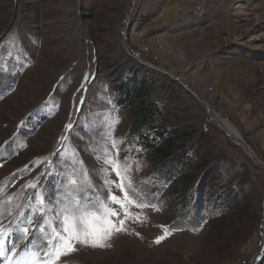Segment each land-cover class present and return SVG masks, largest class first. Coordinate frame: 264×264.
I'll return each instance as SVG.
<instances>
[{
  "label": "rangeland",
  "instance_id": "rangeland-1",
  "mask_svg": "<svg viewBox=\"0 0 264 264\" xmlns=\"http://www.w3.org/2000/svg\"><path fill=\"white\" fill-rule=\"evenodd\" d=\"M258 22L262 28L254 32ZM126 53L181 80L214 110V120L195 96ZM3 81L0 156L14 148L0 162V184L13 181L0 190L5 255L13 244L4 227L49 169L57 179L47 181V195L54 184L60 189L58 212L94 196L79 228L96 233L53 255L54 264H264V0H0ZM125 85L148 86L144 106L121 103ZM152 103L156 120L137 122ZM219 117L250 150L225 134ZM174 129L180 133L174 150L195 143L194 163L169 181L158 175L142 136L161 147L168 135L161 131ZM223 177L232 181L229 190ZM198 179L210 181L212 198L237 208L205 214L193 227L177 225L178 201ZM121 181L131 185L134 200L151 206L129 209L134 219L113 232L112 223L120 227L111 216L118 206L108 194L122 196ZM34 202V224L45 210L55 227L63 219L53 205ZM20 247L15 264H44L53 253L18 255ZM13 262L0 255V264Z\"/></svg>",
  "mask_w": 264,
  "mask_h": 264
},
{
  "label": "trees",
  "instance_id": "trees-1",
  "mask_svg": "<svg viewBox=\"0 0 264 264\" xmlns=\"http://www.w3.org/2000/svg\"><path fill=\"white\" fill-rule=\"evenodd\" d=\"M4 81L0 83V90L4 88ZM148 86L147 85H141L140 87L135 88L133 90L129 86L125 85L122 87V90L120 89L121 95V103H127L130 104V106H133L134 108H139L144 106V101L146 96H148ZM159 109L158 106L154 103L150 105V107H147L139 113V115L136 118V121L142 124H146L148 122H154L156 120V117L159 115ZM161 136L168 134L166 136V142L161 147H156L157 143L151 142L150 140H145L142 136V140L144 141V146L146 148L152 149L154 152V156L157 161H155L154 165L156 166V169L158 171V175L160 177H165L169 181L172 180H179L182 176L181 174L184 173L185 169H187L190 164L194 163V158L191 160L190 155H192L195 147V143H191V145L182 147L181 149L174 150L173 144L177 140V138L180 137V133L177 132L175 129L173 131H161ZM158 138V137H157ZM8 146L11 147L9 144ZM7 146V147H8ZM13 148V147H12ZM7 152V153H6ZM6 154L4 151L2 152V155L0 156V162L4 163L8 159L5 158V155H12L14 153L13 149L6 150ZM5 154V155H4ZM217 174L219 175L218 166L215 164ZM178 169L177 173H174V169ZM168 171L171 172V174L168 173ZM223 181V185L226 187L227 190L230 189L232 181H227L226 177L221 178ZM231 180V179H230ZM210 183L209 180L203 181L201 179L195 180L192 185L188 188L190 191V196H187L183 199V202L181 200L178 201L179 208L177 209L178 213V220L177 225L180 226H191L197 225L202 220H205V214H207L209 217L213 215L212 211L216 212H222L226 213L227 211H230L232 209V206L235 205L234 202L227 203L226 200H222L219 198V195H217V198H212V194L209 193V191L206 190V186ZM13 184V181L8 179L3 181L0 184V190L1 188H7ZM60 186V185H58ZM235 186V185H234ZM228 187V188H227ZM54 191L53 189H51ZM187 191V190H185ZM214 197V196H213ZM219 198V199H218ZM181 204V205H180ZM36 206V203L34 202V199L32 198V195L28 196L26 198V201L24 202L23 206L20 208V210L13 216V218L9 221V223L4 227V230L7 232V243L8 244H16V246H20L19 252H25V254L28 255H36L41 254L43 250L47 246V242L52 240V230H49V225L46 222L47 219L44 216H41L39 220L35 223H39L41 219H43V228L44 231L41 232L39 230H36L34 232H31V235L29 237V240L27 243L25 242L23 238V232L22 229L25 226H28L26 224L25 218L31 217L34 212V208ZM235 205V210H236ZM35 212L33 214V217H35ZM15 218L16 222L12 225L11 228L8 227V225L13 221ZM19 227L21 231L16 232V228ZM30 227V226H28ZM54 228V227H53ZM19 237V238H18Z\"/></svg>",
  "mask_w": 264,
  "mask_h": 264
},
{
  "label": "snow or ice",
  "instance_id": "snow-or-ice-1",
  "mask_svg": "<svg viewBox=\"0 0 264 264\" xmlns=\"http://www.w3.org/2000/svg\"><path fill=\"white\" fill-rule=\"evenodd\" d=\"M87 80H88V76L85 75L84 81L87 82ZM71 127L72 126L69 125L70 130ZM117 151H119V149H117ZM116 176L118 178L121 176L120 169L116 170ZM53 179H57L56 174L55 173L50 174V170L46 169L44 172L41 173L39 177H37V182L31 185V187L34 190L32 193L33 199H35L38 203L44 202L49 205H53L50 211L55 215L63 217L60 223H58L55 227L56 236L54 238V241H49V243L53 248V253L48 254L46 256L44 264H54V261L52 260L53 255L58 259L62 253L66 255L69 251L74 250L73 249L74 243L87 244L88 243L87 237L89 235H92L95 238L96 235L95 232L89 233L86 228L82 230L79 228L80 222L82 221L85 213L89 210V208L92 207V200L94 199V196H86L83 202L79 200L75 202H70L66 204L63 207V209L58 212L55 205L58 203V196L60 193V189L57 188L56 185L54 184L53 185L54 195L51 197V199H49L47 195L48 193L47 181ZM105 183L108 184L109 187H111V184L109 182L106 181ZM41 186L43 189L42 191H41ZM116 186L120 189L123 195L116 196V195L108 194V198L111 200V203L113 205L118 206L117 210L111 212V216L116 219V222L120 225V227H117L116 223H112L111 221L110 223H112L113 232H120L125 230L123 227L125 224V220L134 219V217L130 215L129 209H142V208L150 207L151 205L141 203L138 200H134L130 193V189H131L130 184H125L123 181H121V183H119ZM81 191H83V189H81ZM121 209L123 210L122 212L123 218H121V212H120ZM15 222L16 220L14 218L13 221L8 225V227L11 228L12 225L15 224ZM23 222H26L28 226H32L31 229L32 232L36 230H39L41 232L44 231V228L42 226L43 219H41L39 223L34 224V221L31 217H26L25 221H22V223ZM28 226H25L22 229L23 238L26 243L31 235L30 228ZM19 231H21V229L17 227L16 232ZM81 231H83V238H81ZM109 235H111V232L109 233ZM162 238L163 237L157 238L156 242L159 243ZM92 246L96 247V246H104V245L97 244L94 242ZM5 251L6 250L4 247V242L0 241V255H4V258L7 261L13 262V256L16 255V244H13L12 248L10 249L11 255H5ZM13 264H15V262H13ZM25 264H31V262H25Z\"/></svg>",
  "mask_w": 264,
  "mask_h": 264
},
{
  "label": "water",
  "instance_id": "water-1",
  "mask_svg": "<svg viewBox=\"0 0 264 264\" xmlns=\"http://www.w3.org/2000/svg\"><path fill=\"white\" fill-rule=\"evenodd\" d=\"M137 57V56H136ZM130 58L134 61H136V62H138L141 66H144V67H147L149 70H151V71H156V72H159V73H161V74H163V75H166L169 79H170V81L172 80V81H174L175 82V84H178L184 91H185V93H187V94H192L193 96H195V98H197V100L199 101V102H202V100L201 99H199L198 98V96L196 95V94H194V92L192 91V90H189L187 87H186V85L181 81V80H179V79H177V78H175V77H173L172 76V74H169L167 71L165 72V70H163V68H161V67H156V66H151L150 64H147V63H144L139 57H138V59L137 58H133V56H130ZM202 103H204V102H202ZM205 104V103H204ZM205 106L207 107V109H208V115H210L212 118H214L213 116V114H211V111H210V108H208V106L205 104ZM245 149L247 150H250V147L248 146V145H246L245 146ZM251 155H252V153H251Z\"/></svg>",
  "mask_w": 264,
  "mask_h": 264
},
{
  "label": "bare ground",
  "instance_id": "bare-ground-1",
  "mask_svg": "<svg viewBox=\"0 0 264 264\" xmlns=\"http://www.w3.org/2000/svg\"><path fill=\"white\" fill-rule=\"evenodd\" d=\"M177 7H178V5H177ZM253 23V21H249L248 22V24H252ZM259 23V22H258ZM256 23L255 24V26L257 25L258 27H256V28H254V32L255 31H258L259 30V28H262L261 27V24L259 23ZM176 28V27H175ZM175 28H173V29H175ZM175 30H177V29H175ZM186 32V31H185ZM238 32V31H237ZM186 33H188V32H186ZM193 33H195V32H193ZM158 48V47H157ZM132 55V54H131ZM126 57H128L129 59H131L130 58V54H128V53H126ZM137 58L136 57V55H134L133 56V58ZM138 59V58H137ZM137 63V62H136ZM208 108H210L209 106H208ZM213 111V114L215 115L216 113L214 112V110H212ZM216 118V117H215ZM220 118V117H219ZM221 119V118H220ZM213 120H214V118H213ZM218 120V119H217ZM218 123H219V127L225 132V134L228 136V135H230L236 142H238L239 144H241V145H243V143H245L244 142V140L242 139V138H240V136L238 135V133L230 126V124L229 123H227V122H225L224 120H218ZM243 146H245V145H243Z\"/></svg>",
  "mask_w": 264,
  "mask_h": 264
}]
</instances>
